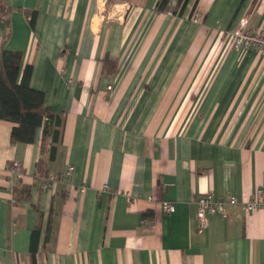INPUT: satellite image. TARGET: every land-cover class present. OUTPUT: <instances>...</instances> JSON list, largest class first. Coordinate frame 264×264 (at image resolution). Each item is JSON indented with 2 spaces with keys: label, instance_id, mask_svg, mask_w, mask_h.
Returning <instances> with one entry per match:
<instances>
[{
  "label": "crops",
  "instance_id": "obj_1",
  "mask_svg": "<svg viewBox=\"0 0 264 264\" xmlns=\"http://www.w3.org/2000/svg\"><path fill=\"white\" fill-rule=\"evenodd\" d=\"M172 1L0 0V49L61 122L14 143L0 118V264H264L243 204L264 191V54L230 32H264V0ZM208 192L239 202L202 228Z\"/></svg>",
  "mask_w": 264,
  "mask_h": 264
},
{
  "label": "trees",
  "instance_id": "obj_2",
  "mask_svg": "<svg viewBox=\"0 0 264 264\" xmlns=\"http://www.w3.org/2000/svg\"><path fill=\"white\" fill-rule=\"evenodd\" d=\"M169 2L170 0H160L158 8L166 9ZM3 5L1 11L5 10ZM22 59L19 51L5 46L0 49V118L16 123L11 133V140L14 143L33 142L41 127L44 129V139L51 134L52 141L57 142L60 139V129H52V124L55 121L60 125L61 122L54 120V113L45 105L44 92L30 85L32 66L26 65L22 69ZM55 150L56 146L52 144L50 158H54ZM41 234V224H38L31 234L33 253L37 251Z\"/></svg>",
  "mask_w": 264,
  "mask_h": 264
},
{
  "label": "built area",
  "instance_id": "obj_3",
  "mask_svg": "<svg viewBox=\"0 0 264 264\" xmlns=\"http://www.w3.org/2000/svg\"><path fill=\"white\" fill-rule=\"evenodd\" d=\"M178 0L171 2L172 7H180ZM169 13H173L172 10ZM199 18V13L195 12V19ZM249 18L244 17L240 20L237 27L233 28L231 32L232 46L240 51L255 48L262 54H264V32L253 31L249 27ZM13 171L17 176L21 175V165L15 161L12 165ZM73 167L70 166L67 170V174L71 175ZM56 175H51L49 180H54ZM238 197L235 195H228L222 197H216L212 192H208L199 195L196 199L197 203V216L200 221V226L205 228L208 226V215L211 213H227V206L238 203ZM245 209L248 211H255L260 208H264V191L257 190L246 201H244ZM163 207L166 212L172 213L176 210V206L172 202L165 201Z\"/></svg>",
  "mask_w": 264,
  "mask_h": 264
}]
</instances>
